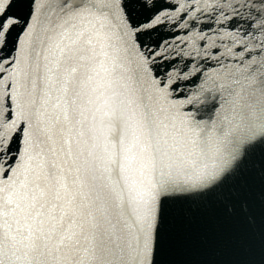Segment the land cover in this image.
<instances>
[{
    "label": "snow or ice",
    "instance_id": "obj_1",
    "mask_svg": "<svg viewBox=\"0 0 264 264\" xmlns=\"http://www.w3.org/2000/svg\"><path fill=\"white\" fill-rule=\"evenodd\" d=\"M0 264H264V0H0Z\"/></svg>",
    "mask_w": 264,
    "mask_h": 264
}]
</instances>
